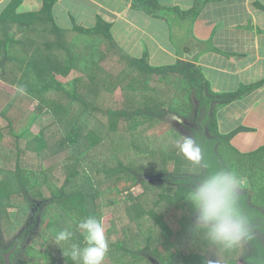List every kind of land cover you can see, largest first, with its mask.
Returning a JSON list of instances; mask_svg holds the SVG:
<instances>
[{
	"label": "trees",
	"instance_id": "obj_1",
	"mask_svg": "<svg viewBox=\"0 0 264 264\" xmlns=\"http://www.w3.org/2000/svg\"><path fill=\"white\" fill-rule=\"evenodd\" d=\"M57 1L44 0V5L39 11L20 14L17 12V8L22 1L11 0L0 15V26H2L0 27V30H2V33H0L2 35L0 37V81L8 78L7 62L14 60L17 61L16 66L17 64L20 65L17 67L22 69L23 76L34 75V69H38L37 76L41 77L39 82L34 80L28 84L29 86L24 83L18 85L19 91L26 92L16 94L14 98L11 96V102L5 105L0 113L2 118L7 119L6 123L0 127V220L8 207L16 206L19 213L15 216L13 222L17 225H23V231L9 244L4 243V233L3 231L0 232V239H2L0 264H80L79 260H73L70 256L72 244L82 247L84 243L81 230L77 227L78 222L88 215H94L102 221L105 213L102 203H99L102 191L99 180L95 177L106 174L107 181L116 173H124L125 181L130 182L128 189H122L121 185L117 189L122 195L127 191L128 194L120 197L121 199L113 197V202L121 204L124 217L133 229V245H126L120 239L111 240L103 264L105 261H109L108 264H151L150 258L158 264H207L205 253L214 244L204 239L202 232L196 237L189 230L194 222L191 216H194L195 212L185 196L190 191L193 182L191 183L190 179L183 176L191 173H182L180 166L182 155L179 154L177 148V142H182L184 138L177 130H169L167 134L165 132L162 135L163 140L160 142L151 140L150 143L144 144L143 142L142 144L137 138V134L140 133L139 127L152 120H163L170 112L192 119L194 111L197 116V114H200V110L205 109L207 135L202 134L200 138H197V135L203 132L205 124L200 122V118L197 116V126H200L201 131L194 129V137L197 143L202 140L207 141L204 144L205 146L201 148L202 153L205 151L204 161L215 168H220L215 155L217 152L211 147L214 145H217V148L224 146L234 151L235 147L232 145L231 139L244 130L245 127L238 126L229 132H221L218 122L219 107L243 99L245 95L259 87L258 84L245 88L241 87L235 91L216 92L203 75L199 65L193 60L178 59L174 63L166 65H153L149 61L147 51H144L143 55L138 57L121 50L120 45L110 32L112 23L104 21L100 16H97V22L94 26L87 27L75 24L73 29H63L62 26L51 20L54 16L53 9ZM207 1L210 0H203L204 3H200L192 9L191 15L199 11ZM127 2H131L133 8L153 15H157L158 11L162 9L157 0H127ZM38 13L40 22L49 24V28L45 26L41 29L39 23L32 30V34H24L28 31V27L21 28V32L12 35L7 32V29L11 28L9 24L12 21L19 23L25 17L35 18ZM26 25L25 22L24 26ZM38 34H42L46 41L38 40L39 43L24 62L23 59H20L21 56L16 55V47L21 43L34 45ZM69 34L72 35V38L68 37ZM113 48L116 49L114 51L119 53V56L121 53L123 54L124 57L120 56L119 59L121 62L125 59L127 65L121 68L117 79L107 82L105 88L109 91L115 90L121 80V82L124 81L122 89L131 92V95H136L134 91L144 89L149 91L152 89L150 83H148L152 76L169 73L184 77L190 86V89L184 95V98L180 99L179 103L180 106L184 107V112H177L174 108L159 110L156 107L137 108L133 111L109 109L106 112L107 117L104 126L106 130L110 129V132H114L118 128L117 123L121 119L131 121L129 133L131 132V135L136 137L127 146L128 151L131 149V152L124 153V155L132 154L135 157L134 164L136 165L134 166L126 165L123 160L118 158H116L117 162L112 159L109 154H113L116 148L121 149L120 145L115 146L114 141H112L113 144L107 145L102 134H97L94 129H89L86 134V125L83 122L65 121L73 108L76 111L77 107L81 106L82 110L88 113L97 110L91 108L96 107L81 93L82 78L74 75V78L68 82L69 87H66L60 81L50 80L51 77H55L57 74L82 72L87 76L89 75V79L94 82L98 73H105L103 63L107 61L106 59L109 62L110 52ZM3 52L4 56L1 57ZM19 74L17 72L14 78ZM106 75L109 76V73H105L102 77ZM109 78L112 79L111 76ZM50 87L51 90L64 93L63 98L67 101L66 105H63L61 100L57 99L60 102L58 108L54 106L53 110L44 113L45 116L31 112L28 117L19 122L16 128L13 127L14 117H8L9 109L13 106L14 109L26 106L25 94L38 96L39 91H50ZM192 96L196 97L194 102H192ZM57 101L47 98L49 106L55 105ZM64 108L66 111L63 119L67 125L66 133L61 135L57 147L51 148V145L55 142L46 130L50 125L57 122V118L52 113L55 112L58 115L59 112L62 113ZM25 124L26 126H24ZM36 127L38 131L34 129ZM2 130L7 132H2ZM135 140L137 142H134ZM106 146L111 151L103 150V155L98 156L97 152L103 147L106 148ZM58 149L66 152L63 159L67 160L64 168H56L57 163L49 165L48 170L43 166L40 169L35 168V166L33 168L25 166L24 168L23 163L26 157L33 161L34 159L40 160L39 158L42 157L46 158L44 160H48L55 154L59 155ZM206 150L211 152L207 153ZM125 151L126 149H124ZM94 154L97 157L93 158ZM234 154H239L238 157L234 158L238 159L239 166H236V160H228L229 163L232 162L230 170L236 166L239 172L238 175L243 178L242 175L245 174L246 177L244 176V178L248 182V186L245 188L248 196L240 197L241 203L248 212L252 225L264 232V220L258 226L253 224V219L257 215L264 216V210L261 211V209H264V175L259 174L260 167L256 165L254 160L248 162V164L246 162L247 159L253 158V156L255 160L264 161V146L250 153L233 152L229 154V157L233 158L231 155ZM116 156L118 157L119 154L117 153ZM164 158L168 159L172 170L164 171L157 166L159 159ZM39 162L41 164V161ZM154 168H158L159 171L156 173L150 172ZM139 169L146 170L145 173H150L147 174L148 176L141 174V171H138ZM196 170H199L198 174H202V169L196 167ZM83 172H86L84 174L85 180L74 189L68 190L71 183L77 176L83 175ZM255 176H260L261 180L258 181ZM136 184L145 186L148 191L156 190L152 208H145L138 197L131 194L130 190ZM118 186L117 181L116 187ZM104 188L107 191L113 189L112 187ZM44 190L46 193H44ZM112 193L116 194V192ZM36 197L39 199V203L32 199ZM17 200L24 201V204ZM253 208H257L254 214ZM168 210L175 211L171 218L166 216ZM29 217L38 219V226L33 234H27L24 231V227L27 231L34 227L31 219L27 222ZM167 219H170V221L168 222ZM172 223L177 225L178 230L175 232ZM62 229H69L73 232V236L69 241L60 242L57 245L55 236ZM157 230L163 233V238L156 237ZM10 231L13 232L14 228H11ZM174 236L178 237L177 241L172 240ZM28 237L29 241H27ZM250 242L253 249L251 254H246L247 249L245 250L244 245L231 251H226L221 246H215L221 251L220 255L224 256L223 259L226 262L223 261L225 264H238L237 260L241 256H245L249 264H264V245L255 237Z\"/></svg>",
	"mask_w": 264,
	"mask_h": 264
},
{
	"label": "rangeland",
	"instance_id": "obj_2",
	"mask_svg": "<svg viewBox=\"0 0 264 264\" xmlns=\"http://www.w3.org/2000/svg\"><path fill=\"white\" fill-rule=\"evenodd\" d=\"M60 8H61V1L59 3ZM71 5L74 7V9H76V11H78V13L80 12V8H81V3L78 2L77 0H65L64 1V6L68 7ZM7 7V6H6ZM5 7V8H6ZM54 15V14H53ZM47 16V15H46ZM45 16V17H46ZM166 16L172 21V26L174 27V25L177 27L178 31H180L179 33H176L175 31L173 32V44H171L169 47L171 48L170 51L172 53H174V49L177 48V52L179 54H182L184 52V46L191 40L189 38H187L188 36H191V23L189 22V18L187 19H183L181 20L179 18V16L176 15L175 12L166 14ZM54 17V16H53ZM27 17L23 18L19 23L12 21L9 26H11L10 29H7V32L9 34H15L16 32H21V28H27L28 27V31H26L24 34H32V30L40 23L41 24V29H43L45 26L49 28V24H45L44 22L41 23L40 22V17H39V13L37 14V16L34 17ZM36 19V20H35ZM168 19V20H169ZM173 19H177V22L174 23ZM65 19L61 22V20H58V23L60 24H65L66 26H71L72 24L75 25V22H70V23H65ZM26 22V26H24ZM55 22V21H54ZM123 22V21H121ZM120 22V23H121ZM20 24V25H19ZM57 24V23H56ZM157 23H154V25ZM22 26V27H21ZM61 26V25H60ZM64 26V25H63ZM62 28L64 29L65 27ZM2 27V26H0ZM61 28V27H60ZM67 27L66 30H68ZM52 29V28H50ZM56 29V28H54ZM120 29H124V32H130L131 28L129 27H123L120 26ZM192 29V28H191ZM41 32V31H40ZM43 32V31H42ZM74 32V31H73ZM110 32L112 33V29H110ZM0 33H2V30H0ZM182 33V34H181ZM113 35V34H112ZM2 35H0L1 37ZM20 36V35H18ZM193 36V35H192ZM69 38H72V35L69 34L68 36ZM113 38L115 39V41L120 45V49L123 51H127L126 48L131 49L132 51L134 50L135 53L139 54V55H143V48H145V42L147 44V36L146 35H142V36H137L136 33L133 31L130 33V38H127L128 42H135L137 41H144L143 43V48H140L137 44V46L134 47H129L127 43H124V45H121V42H119L118 38L115 37V35H113ZM36 42H34V45H26L25 43H21L20 45H17L16 47V55L21 56L20 59H23L24 62L26 60V57L28 58L30 56V54L32 53V50L36 47V45L39 43L38 40L40 41H46L44 40V36L42 34H38ZM171 43V41H170ZM205 44L208 45V42L206 41ZM30 47V49H29ZM42 47V46H40ZM115 48H113L110 52V60L108 62V59H106L107 61L105 63H103L104 71L106 74L109 73V76L112 77V79L110 80L109 76H104L102 77L105 73L101 72L98 73L97 78L94 80V82H92L89 79V75H85V73L82 72H77V74H74L73 72L68 73V74H57L55 75V77H51L50 80H56V81H60L63 85H65L66 87H69L68 82H70L72 80V78H74V75L81 77L82 78V82H81V93L83 96H85L87 99H89V101L94 105L92 109H97V110H92L91 112H85L82 110L81 106L77 107L76 111L75 108H73V111L71 112V114L65 119V121H70L72 123H74L75 121H79V122H83L86 125V129H85V133L87 134L89 129H94L96 131L97 134H102L103 140L104 142H106V144H113L112 141H114L115 146H119L120 148H116L115 151L113 152V154L117 153L119 154V156L117 157L116 155L113 154H109L111 155L112 159L114 161H118L116 158L123 160L124 163L126 165L130 164L131 166H134L136 164H134L135 161V157L130 154V155H124V153H130V151H128L129 149L127 148L128 145H130V142L136 137H134L133 135H131L132 133H129V124L131 121L126 120V119H121L117 125L118 128L116 130H114V132H110L109 130H106L105 126H104V121H106V117L107 114L106 112L109 109H124L127 111H133L137 108H143V107H156L159 108V110H169L170 108H174L176 109L177 112H184L185 109L183 106H180V99L181 97L184 98V95H186V93L188 92V90L190 89L189 86V82L182 76H179L177 74H173V73H169V74H164L161 76H152L151 80L148 82L150 83V89L149 91H145L147 89L144 90H140V91H134V94L136 95H131V92L129 91H125L122 89V86L124 81L121 82L119 85L117 84V87L115 90L113 91H109L107 88H105V86L107 85V82H111L114 81L115 79H117V77L120 74V70L121 68H124L127 65V61H125V59L121 62L119 57L121 56L122 58L124 57L123 54L121 53V55L119 56V53H117L116 51H114ZM116 50V49H115ZM128 54H130L129 52H127ZM137 55V56H139ZM4 56V52L1 55V57ZM158 56H160V54H158ZM164 56H167L170 59H165ZM157 57V54H156ZM177 56L174 57H170L168 55V53H164L163 52V57H162V62L160 65H166L167 63H174L176 61ZM1 62V60H0ZM17 61H11V62H7V67H8V78L7 79H3L0 82V113L3 110V107L5 105H8L12 98L15 97L16 94L23 92L25 93L26 91H19L20 88H18V85L20 86V84L24 83L25 85L29 86L28 84L33 82L34 80H37L38 82L40 81L39 79H41V77H38V69H34L35 74L34 75H29L28 77L23 76V73H21L22 69L20 66L17 64ZM19 70V71H18ZM18 73H20L19 75H17V79L14 78L15 75ZM33 73V72H32ZM43 73V70H42ZM214 79V81L212 82L215 83H219L221 79L220 75H215L212 76ZM15 79V80H14ZM225 82H222V84H219V86H224V87H228L230 84V81L227 79H223ZM102 84V85H101ZM149 89V88H148ZM229 92V91H227ZM39 95H27L25 94V100H27L26 106L23 107H19V108H13L11 107L9 109V113H8V117L13 116L14 117V124L13 127H17V125L19 124V122L23 119H25L26 117H28V115L32 112L34 114H40L42 116H45V114L47 112H49L50 110H53L54 106L59 105V101H57V99L61 100V103L63 105H66L67 101L63 98L64 93L63 92H57L55 90H51L50 87V91H39L38 92ZM12 96V98H11ZM21 96V95H19ZM143 96V97H142ZM11 98V99H10ZM47 98H51L53 100H56L57 103H55V105H48L47 104ZM45 99V101H43ZM196 100L195 96H192V102H194ZM241 100V99H240ZM239 101V100H236ZM236 101L228 104V105H224V106H220L219 107V111H218V115L220 120V130L221 132L223 131H229L230 129H233L235 127H237V125H240L241 122H239L238 120H236L235 117V113L237 112V110L235 108H231L228 107L229 105H232L233 103H236ZM242 101V100H241ZM245 103V101H242V103H240L239 105H243ZM238 104V103H237ZM197 105V104H196ZM195 105V106H196ZM61 108H63L61 106ZM59 108V109H61ZM65 108L63 109L62 113L59 112V114H53V116L55 118H57V122L53 123L52 125H50L47 128V133L48 135L51 136V138L53 139V142H55L53 145H51V148H56L58 145V141L61 139V135H65L66 133V129H67V125L66 122L64 121L63 118H65ZM45 113V114H44ZM197 116L200 118V122L205 123L204 124V128H203V132H201L200 134L197 135V138L201 137L202 134L207 135V122H206V116L205 115V109L200 110V114H197ZM197 116L195 111L193 112L192 115V119L191 118H186L182 115H178L175 112H170L168 114V116L165 117V119L157 121V120H152L149 123L139 127L140 129V133L137 134V138L140 140V142H144L145 143H150L151 140L153 141H157L160 142L161 140H163L162 135H164V133L169 130L175 131L177 130V132L179 134H181V136L185 139L186 137H194V129H197L199 131H201L200 126H197ZM109 118V117H108ZM62 119V121H61ZM7 120V119H6ZM6 120L4 118H2V116L0 115V127L2 126V124L6 123ZM39 123V122H36ZM26 126V124L24 125ZM23 126V127H24ZM36 126V125H34ZM174 128V129H173ZM36 131H38V128H34ZM209 131V130H208ZM2 132H7L2 130ZM165 134V135H166ZM133 136V137H132ZM126 142H125V141ZM118 141V142H117ZM122 144H120V143ZM134 142H137L136 140ZM133 142V143H134ZM163 142V141H162ZM179 142V141H178ZM207 142V141H206ZM206 142H204L203 140L199 143L200 147L203 148L206 144ZM119 143V144H118ZM241 144H243L241 141H238L236 143V147L234 149V151L230 150V148H226L224 146H219L218 148L216 147L217 145L212 146V149H215L214 151H216L217 153H215V155L217 156V159L219 161V167L220 168H226L230 170V166L232 164V162H228V160H236V166H239V161L238 159H234L236 157L239 156V154H234L231 155L230 158L229 154L233 153V152H242L243 153V148L240 146ZM255 146H257L258 142H254L253 143ZM260 144V143H259ZM121 145H124L123 147ZM124 149H126V151L124 152ZM103 150L104 151H109L110 149L106 146L103 147L99 152H97L98 156H102L103 155ZM257 149H252L250 150L252 151H256ZM111 151V150H110ZM248 151V149H246V152ZM58 154L59 155H53L51 156L48 160H44L46 158H39L40 160H35L34 161L32 159H29L28 157H26L24 159V163L23 166L25 168V166H27V168H33V166H35V168H41V166H43V168L48 170V166L51 164H56V168H64L66 166L65 162L67 160H63L66 156V152L62 151L61 149H58ZM205 152V151H204ZM204 152L202 153V156L204 157ZM207 153H210L211 151L206 150ZM96 154H94L93 158L97 157ZM228 156V157H227ZM35 157V156H34ZM110 157V158H111ZM158 160V158H157ZM232 160V161H233ZM252 160H254V162L256 163V165L258 167H260V171L259 174L262 173V175H264V161L263 160H258V159H254L253 158H249L247 159L248 162H251ZM41 161V164L40 162ZM261 161V163H260ZM263 161V162H262ZM159 164H157V166L164 170V171H169L172 170V166L170 165V163L168 162L167 158L164 159H159V161L157 162ZM117 166V165H116ZM235 166L234 169H232V171L236 172L237 174L238 172V168ZM87 168V167H86ZM139 168V166H138ZM141 171V174H149L150 172H154L156 173L157 171H159V169L154 168L152 169L150 172L145 173L146 170L142 171V170H138ZM82 174V173H81ZM86 172H83V175H79L77 176V178L71 183V186L68 187V190H72L74 189L78 184H80L81 182H83L85 180V175ZM124 174V173H123ZM120 174V173H116L114 175H112L110 177V179H108L106 181V174H102L97 178V180H99V186L101 188L102 191V197L99 201V203L103 205V208L105 209V213L102 217V224L104 226L105 229V234H106V238L109 240V242L111 243L112 241L118 240L120 239L124 244L126 245H133V229L131 228V226L129 225L128 220H126V218L124 217L123 214V210H122V206L121 204L118 203H114L113 202V197L114 198H120L123 197L125 195L128 194V191L122 195V193L120 194V191H117V189L120 188V185L123 188L128 189V186H130V182H126L125 181V174ZM201 175V174H198ZM197 175V173L194 174H186L183 175L184 177L190 179L191 183L194 182L196 179L199 178V176ZM148 176V175H147ZM241 177V176H240ZM256 177V176H255ZM256 179L259 181L261 180L260 176H257ZM118 181L119 186L116 187V182ZM262 182V181H260ZM263 183V182H262ZM191 185V184H190ZM248 186V182L247 179L244 178L243 175V185L241 188V194L242 196L240 197H247L248 196V192L246 191L245 188H247ZM104 187H112L113 189L110 191L104 190ZM125 189V190H126ZM131 194L133 196H137L138 199L140 200V202L144 205L145 208L150 209L153 207L154 205V197H156V190L154 191H148L147 189H145V186L140 185V184H136L135 186H133V188H131ZM256 191V190H255ZM112 192H116V194H113ZM44 193H46V191L44 190ZM112 193V194H111ZM33 200H35L36 202H40L39 199L36 198H32ZM121 199V198H120ZM264 199V196H263ZM262 199V200H263ZM18 202L24 204V201L22 200H17ZM264 201V200H263ZM40 205V204H39ZM264 209H261V211ZM257 211V208H253V214L254 212ZM19 213L18 208L16 206L13 207H8L4 213L2 214L1 220H0V232L3 231L4 233V237H5V241L4 243H11V241L20 235V233L23 231V225H17L14 224L15 222H13L15 220V216ZM172 214H175V211H170L168 210L166 212V216L169 218H171ZM181 215V213H179ZM178 214V215H179ZM195 218V214L194 216H191V219H193L194 221ZM31 218L29 217V219L27 220V222H29ZM168 222L170 221V219H167ZM259 220V221H258ZM264 220V216H259L257 215V217H255V219H253V224H255L256 226H258L259 223H261V221ZM31 221L33 222L34 227L27 231V229L24 227V231L27 232V234H33L35 233L34 230H36L37 226H38V219H31ZM26 222V223H27ZM31 222V223H32ZM25 225V224H24ZM172 227H173V231H177V225L175 223H172ZM179 227V226H178ZM252 227H254L252 225ZM14 228V231L11 232L10 229ZM254 237L256 238V240H258L260 242L261 236H262V232L259 228H254ZM173 232V233H174ZM16 234V235H15ZM27 234H25V236H27ZM15 235V236H14ZM156 237H160L163 238L164 235L163 233L159 230H157V233L155 234ZM178 237L174 236L173 237V241H177ZM27 241H29V237L27 238ZM1 242L2 239H0V246H1ZM264 243V242H262ZM246 249H248V253L247 254H251L253 252V249L250 248V244L248 243L246 245ZM220 249V248H219ZM221 251L218 250V248L215 245H211L205 255L207 256V264H225V260L223 259ZM109 258V257H108ZM150 263L151 264H158L154 259L150 258ZM225 262H224V261ZM245 259L243 257L239 258L237 260L238 264H247L245 261ZM109 261H105L104 264H108ZM116 263V262H115ZM117 264V263H116ZM227 264V263H226Z\"/></svg>",
	"mask_w": 264,
	"mask_h": 264
},
{
	"label": "crops",
	"instance_id": "obj_3",
	"mask_svg": "<svg viewBox=\"0 0 264 264\" xmlns=\"http://www.w3.org/2000/svg\"><path fill=\"white\" fill-rule=\"evenodd\" d=\"M21 1L17 8L20 14L39 11L44 5V0ZM64 1H57L51 20L58 25H64L65 29H73L75 25L60 24L59 19L61 22L65 19V23L74 21L76 25L91 27L96 24L97 16H100L104 21L112 23V34L122 46L124 43L129 47L138 44L143 48L144 41L128 42L127 38H130L133 31L137 36L146 35L147 44L145 42L142 54L147 51L149 61L153 65L161 64L163 52L168 53L170 57L177 56L176 61L193 60L216 92L235 91L241 87L258 84L259 87L241 99L245 101L243 105H239L242 103L239 100L228 106L237 110L234 116L241 122L237 127H245L231 139V143L236 147V143L241 141L243 153H250V150L264 146V0H210L194 13L195 17L191 15V10L204 3L203 0H157L162 8L157 15L135 9L127 0H77L81 3L79 13L72 5L64 6ZM10 2L11 0H0V15ZM172 12L181 20L189 18L191 23V36L187 37L191 40L184 46L182 54L177 52V48L172 53L169 47L174 42L173 32L180 34L166 16ZM173 21L175 23L177 19ZM120 26L129 27L131 30L124 32ZM204 41H207L208 45L204 44ZM126 49V52L132 55H139L134 50ZM164 58L170 59L167 56ZM215 75H220L222 80L212 84L215 79L212 76ZM223 79L230 81L228 87L219 86L225 82ZM220 120L218 115L219 128ZM254 142H258L257 146ZM180 158L182 173H199L184 156ZM246 162L248 164L247 160Z\"/></svg>",
	"mask_w": 264,
	"mask_h": 264
},
{
	"label": "clouds",
	"instance_id": "obj_4",
	"mask_svg": "<svg viewBox=\"0 0 264 264\" xmlns=\"http://www.w3.org/2000/svg\"><path fill=\"white\" fill-rule=\"evenodd\" d=\"M177 148L193 166L203 170L185 196L195 212L190 232L196 237L202 232L204 239L226 251L250 242L254 231L240 200L243 178L232 170L215 168L204 161L202 149L193 137L178 142ZM77 227L84 243L82 247L71 245L72 259L79 260L80 264H103L109 241L102 222L94 215H88L79 220ZM72 236V231L62 229L56 233V244L69 241Z\"/></svg>",
	"mask_w": 264,
	"mask_h": 264
},
{
	"label": "flooded vegetation",
	"instance_id": "obj_5",
	"mask_svg": "<svg viewBox=\"0 0 264 264\" xmlns=\"http://www.w3.org/2000/svg\"><path fill=\"white\" fill-rule=\"evenodd\" d=\"M254 228H257V227H254ZM261 234H262V236H261L260 242H261V244L264 245V243H262V242H264V232H262ZM248 243L250 244V248L252 249V247H251V242H248ZM248 243H247V244H248ZM247 244H244L245 250H246V248H247V247H246ZM247 253H248V249L246 250V254H247ZM241 257H243V258L245 259L244 261H245L247 264H249L248 261L246 260L245 256H241ZM241 257H240V258H241ZM238 259H239V258H238Z\"/></svg>",
	"mask_w": 264,
	"mask_h": 264
}]
</instances>
